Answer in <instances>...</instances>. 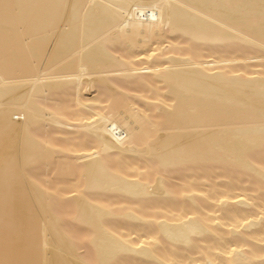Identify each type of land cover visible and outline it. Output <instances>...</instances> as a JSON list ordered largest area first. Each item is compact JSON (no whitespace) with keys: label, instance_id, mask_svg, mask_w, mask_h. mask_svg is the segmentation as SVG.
Instances as JSON below:
<instances>
[{"label":"bare ground","instance_id":"1","mask_svg":"<svg viewBox=\"0 0 264 264\" xmlns=\"http://www.w3.org/2000/svg\"><path fill=\"white\" fill-rule=\"evenodd\" d=\"M263 153L264 0H0V264H264Z\"/></svg>","mask_w":264,"mask_h":264},{"label":"rangeland","instance_id":"2","mask_svg":"<svg viewBox=\"0 0 264 264\" xmlns=\"http://www.w3.org/2000/svg\"><path fill=\"white\" fill-rule=\"evenodd\" d=\"M170 41H171V42H176L177 40H176V39H172L171 37H169L168 34H166V37L164 38V40H162L161 45H162V46H166V45H168V43H169ZM152 46H153V45H152ZM246 61H248V60H246ZM246 61H243L244 63L242 62V64H243L244 66H246V67H247V66H250L251 64L253 65V63H254V65H255V64L258 62V60H257V62L255 63L254 61H256V60L251 61V59H249L248 62H246ZM240 63H241V62H239V64H240ZM259 63H260V60H259ZM259 63H258V64H259ZM256 65H257V64H256ZM257 66L259 67V65H257ZM257 66H256V69H257ZM239 67H240V68H243V67H241V64H240ZM248 68H250V67H248ZM252 68H254V66H253ZM254 69H255V68H254ZM137 90L139 91V92H138L139 94H143V92L145 93V90H144V91H142V89H137ZM137 90H136L135 92H137ZM43 132L46 133L45 135H47V133H49V132H47L46 130H44ZM43 132L40 133L41 135L39 134L40 137H42V138L44 137ZM45 138H46V137H45ZM261 158H264V153L262 154V157H261ZM256 159H257V158H256ZM242 178H244V177H241V178H235V179H237V180H238V179L241 180V181H239V180H238V181H239V183L242 182V185H243L244 182L242 181ZM235 179H234V180H235ZM232 180H233V179H232ZM245 180H246V179H245ZM245 180H244V181H245ZM248 180H249V179H248ZM248 180H246V181H248ZM238 181H236V180H235V182L230 181V183L233 182V184H234V183H236V182H238ZM246 181H245V183H246ZM249 182L251 183L252 180L249 181ZM245 183H244V184H245ZM247 183H248V182H247ZM247 183H246V184H247ZM251 184H253V183H251ZM250 186H251V185H250ZM17 192H18V191H16L15 193H17ZM15 193H13L14 195L11 194V195H13L12 197H13V198H19V194H20V193L18 192V195H17V194L15 195ZM17 196H18V197H17ZM12 207H13V206H12ZM9 208H10V207H9ZM11 209H12V208H11ZM13 209L15 210L14 207H13ZM13 209H12V211L10 210L11 212H13V213H10V214H11V217H12V215H13V216L15 215L14 217L17 218V217H16V216H17V215H16L17 213H14V210H13ZM3 211L5 212V210H3ZM3 211L0 213V217H1L2 215H3V216L6 215V212L4 213ZM10 211H9V212H10ZM4 214H5V215H4ZM5 217H6V216H5ZM12 218H13V217H12ZM0 219H1V220H0V225H2V224L4 223V220H3L4 218H0ZM2 220H3V221H2ZM4 224H5V223H4ZM8 225H10V224H6V225H5V228H4L3 225L0 226V235H1V233H2V235L0 236V241L2 242V243H0V255H1L2 251H3L2 248H4L3 246H4L5 244H6V245H7V244H8V245L12 244V243H11L12 241H9L10 239H9V240H5V239H4V238H7V233H8V232L10 233L9 230H8V232L6 231V233L4 232ZM10 227H11L10 230H13V229H14V228L12 229V227H13L12 225H11ZM69 227H70V226H69ZM69 227H68V228H69ZM15 228H16V227H15ZM62 228H63V227H62ZM68 228H67V229H68ZM74 228H75V229H73V230H75V231L70 232L69 235H70L71 233H73V234H75V235H79L78 239H79L80 242H79V241H78V242L76 241L77 243H75V244L78 245V243H79V246H81L84 242H82V244H80V243H81V239H80V238H81L82 236L85 237V235H86V233H87V229L84 228V227H80V226H74ZM84 229H86V230L84 231ZM1 230H2V231H1ZM16 230H18V228H17ZM16 230H15V231H16ZM19 230H20V231H18V233L21 232V231H23L24 229L21 227ZM65 230H66V227L64 228V231H65ZM70 231H72V230H70ZM80 231H84V232H83L84 235H82ZM3 232H4V235H6V236H4V238H2V236H3ZM68 232H69V231H68ZM68 232H66V233L68 234ZM79 232H80V233H79ZM9 233H8V234H9ZM16 233H17V232H16ZM16 233H14V235H15ZM78 233H79V234H78ZM73 234L70 235V236H72L73 240H77V238H76L77 236H74ZM80 234H81L82 236H80ZM11 235L13 236V233H11L10 235H8V238H9V236H11ZM12 236H11V237H12ZM73 236H74V237H73ZM8 238H7V239H8ZM1 239H2V240H1ZM5 241H8V242H5ZM74 242H75V241H74ZM2 244H4V245H2ZM1 245H2V246H1ZM8 245H7V246H8ZM84 245H85L84 247L81 246L82 248H80L81 250L84 248L83 251L80 253V255H79V254H78V255L82 258V257H84V254H85V257H84V258L87 259L88 256H90V255H88V254H90V253L93 254V251H92V249L89 247V250H91V251H90V252H86V251H87V250H86V251L84 252L85 247L87 246V245H86V242L84 243ZM7 246H5V247H7ZM10 246H11V245H10ZM77 248H79V247H77ZM86 248H87V247H86ZM77 250H78V249H77ZM78 252H80V250H78ZM78 252H77V253H78ZM83 252H84V254H83ZM92 254H91V257H92ZM2 255H3V254H2ZM86 257H87V258H86Z\"/></svg>","mask_w":264,"mask_h":264}]
</instances>
